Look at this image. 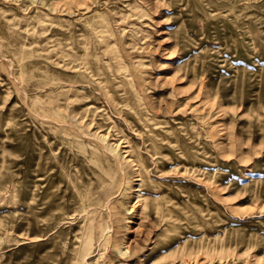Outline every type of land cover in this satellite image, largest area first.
<instances>
[{
  "label": "rangeland",
  "instance_id": "obj_1",
  "mask_svg": "<svg viewBox=\"0 0 264 264\" xmlns=\"http://www.w3.org/2000/svg\"><path fill=\"white\" fill-rule=\"evenodd\" d=\"M0 264H264V0H0Z\"/></svg>",
  "mask_w": 264,
  "mask_h": 264
},
{
  "label": "bare ground",
  "instance_id": "obj_2",
  "mask_svg": "<svg viewBox=\"0 0 264 264\" xmlns=\"http://www.w3.org/2000/svg\"><path fill=\"white\" fill-rule=\"evenodd\" d=\"M120 154V153H119ZM122 156V155H121Z\"/></svg>",
  "mask_w": 264,
  "mask_h": 264
}]
</instances>
